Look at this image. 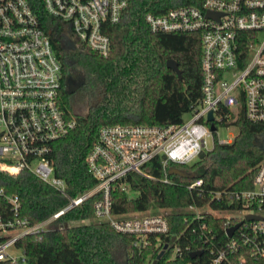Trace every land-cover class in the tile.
Masks as SVG:
<instances>
[{
	"label": "built area",
	"instance_id": "obj_1",
	"mask_svg": "<svg viewBox=\"0 0 264 264\" xmlns=\"http://www.w3.org/2000/svg\"><path fill=\"white\" fill-rule=\"evenodd\" d=\"M41 1L61 25L64 39L107 56L111 44L106 25L117 22L132 0ZM143 18L152 32L199 33V106L178 123L100 125L85 155L96 184L71 196L50 158L53 142L77 124L61 104V60L29 0H0V170L10 174L28 170L67 199L64 207L31 224L17 216L18 197L0 187V200L14 214L0 216V261L26 264L25 250L16 245L17 240L48 231L61 215L94 195L98 196L93 203L95 218L118 233L134 236L133 245L139 250L152 237L157 241L170 237L167 213L113 214V183L131 172L152 178L146 166L154 158L165 170L162 180L168 182L170 163H192L215 140L232 141L237 131L221 137L219 127L238 129L236 120L241 115L250 122H264V0H200L171 5L161 13L147 11ZM201 185L202 179L196 178L186 187L194 190ZM121 187L126 190V183ZM224 196L227 208L200 210L194 204L187 208L196 220L213 213L225 220L224 241L205 223L200 226L201 239L210 244V258L198 264H248L251 259H264V157L255 167L250 188L218 191L212 199L220 201ZM238 223L228 236L227 228Z\"/></svg>",
	"mask_w": 264,
	"mask_h": 264
},
{
	"label": "trees",
	"instance_id": "obj_2",
	"mask_svg": "<svg viewBox=\"0 0 264 264\" xmlns=\"http://www.w3.org/2000/svg\"><path fill=\"white\" fill-rule=\"evenodd\" d=\"M29 1L61 60L63 81L77 74L80 77L77 93L88 115L79 114L75 94L63 87L62 107L69 116H75L77 124L53 142L50 153L55 173L65 180L68 193L76 196L96 184L85 155L100 125L178 123L199 106L202 96L199 33L152 32L143 16L147 11L161 13L168 6L198 4L200 0H132L117 22L106 25L111 44L107 56L85 45L66 49L57 19L44 9L41 0ZM168 58L177 61L181 77L167 67ZM236 124L238 129L232 141L215 140L192 163L169 164L193 173L192 178L167 171L169 181L164 182L165 170L158 158H154L146 166L152 178L131 172L124 180L113 183V214L167 213L170 237L176 238L169 241L159 259L156 260L165 237L161 241L152 237L151 243L139 250L133 245L134 236L118 233L108 223L95 218L93 203L98 196L94 195L61 215L48 231L17 240L16 245L25 250L26 264H198L207 261L210 244L201 239L200 226L205 223L224 241L225 220L212 214L196 220L187 211L188 206L194 204L200 210L227 208V197L216 201L212 199L213 194L250 188L255 167L264 157V122H250L241 115ZM196 178L202 179V185L188 190L187 184ZM123 182L126 190L121 187ZM0 187L18 197L17 216L31 224L48 218L67 203L62 194L28 170L16 174L0 170ZM0 216H14L10 205L2 200ZM175 248H179L176 253ZM0 264L10 263L0 261ZM248 264H264V259H251Z\"/></svg>",
	"mask_w": 264,
	"mask_h": 264
},
{
	"label": "water",
	"instance_id": "obj_3",
	"mask_svg": "<svg viewBox=\"0 0 264 264\" xmlns=\"http://www.w3.org/2000/svg\"><path fill=\"white\" fill-rule=\"evenodd\" d=\"M62 43H63V46L66 49H74L76 47V45L74 44V42L72 40H70L69 38L63 39V42ZM166 65H167V67L173 69L177 73V75L179 77H181V69L179 68L178 63H177V61L174 58H168L166 60ZM68 91L71 92L72 91V88L69 87L68 88ZM79 114H82V115L87 116L88 115V111L87 110L81 111V112H79ZM212 117H213L212 116V111H209L208 112V115H207V118L208 119H211ZM211 129H214V125L213 124L211 125ZM254 142H256V141H254ZM168 172L169 173H174V174H178V175L184 176V178H192V176H193V173L187 172L186 170H184L182 168H179V167H176V166H171L168 169ZM247 218L248 219H252V218L258 219L259 217L258 216H249ZM238 226H239V223L236 224V225H234V226H231V227L227 228L226 232H227L228 236H231L232 235V232L234 231V229H236ZM174 240H175V237L174 236H172V237H166L165 238V244L163 245L162 250L159 252L156 260L159 259L163 255L164 251L167 249L168 242L169 241L173 242Z\"/></svg>",
	"mask_w": 264,
	"mask_h": 264
},
{
	"label": "rangeland",
	"instance_id": "obj_4",
	"mask_svg": "<svg viewBox=\"0 0 264 264\" xmlns=\"http://www.w3.org/2000/svg\"><path fill=\"white\" fill-rule=\"evenodd\" d=\"M74 101L76 102V110L81 112V111H84L86 108H85V104H84V101L83 99H81V97L79 96V94H75V97H74ZM189 115L188 114H185L184 115V118H188ZM237 131V129L235 127H232V128H229V129H225V128H222V127H219L218 128V134L219 136L221 137H224V136H228L230 133H235ZM149 213H152V211H149V212H146L144 214H149ZM215 216L217 213H213Z\"/></svg>",
	"mask_w": 264,
	"mask_h": 264
},
{
	"label": "flooded vegetation",
	"instance_id": "obj_5",
	"mask_svg": "<svg viewBox=\"0 0 264 264\" xmlns=\"http://www.w3.org/2000/svg\"><path fill=\"white\" fill-rule=\"evenodd\" d=\"M63 87L66 88L67 91H68V88L71 87L72 91L71 92L68 91V92L76 94L79 90V87H80L79 75L77 74V75H74L72 77H67L63 82Z\"/></svg>",
	"mask_w": 264,
	"mask_h": 264
}]
</instances>
